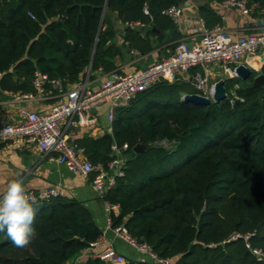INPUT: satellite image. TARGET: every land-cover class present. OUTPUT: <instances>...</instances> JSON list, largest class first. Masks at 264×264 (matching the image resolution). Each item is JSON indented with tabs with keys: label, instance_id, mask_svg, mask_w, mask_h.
Segmentation results:
<instances>
[{
	"label": "trees",
	"instance_id": "16d2710c",
	"mask_svg": "<svg viewBox=\"0 0 264 264\" xmlns=\"http://www.w3.org/2000/svg\"><path fill=\"white\" fill-rule=\"evenodd\" d=\"M221 3L224 0H209ZM264 26V0H242ZM181 0H0V88L37 94L34 80L46 76L67 89L90 67L108 73L121 47L109 44L119 23L129 52L144 55L161 44L170 50L181 37L162 11ZM146 6L149 13L144 14ZM198 14L211 28L221 17L207 4ZM155 38V40H152ZM169 83L158 80L116 111L111 133L83 136L74 144L92 164L105 168L112 146L127 144L124 174L104 195L111 226L123 225L137 242L147 243L173 264H264V85L225 77L222 102L182 101L196 94L194 72ZM136 144L146 145L135 153ZM93 174L89 176L90 180ZM36 235L19 258L5 256L16 246L0 232V264H65L96 242L101 231L79 201L62 195L38 203ZM252 250H259L258 257ZM85 264H112L89 257ZM124 264H151L127 259Z\"/></svg>",
	"mask_w": 264,
	"mask_h": 264
},
{
	"label": "built area",
	"instance_id": "2783aa9c",
	"mask_svg": "<svg viewBox=\"0 0 264 264\" xmlns=\"http://www.w3.org/2000/svg\"><path fill=\"white\" fill-rule=\"evenodd\" d=\"M220 4L233 8L241 14L249 13L242 0H224ZM143 13H149L146 6L143 8ZM162 14L173 20L182 19L189 38L178 40L165 58L144 69L123 71L117 67L108 73H104L101 69L91 72L89 69L83 81L67 89L60 80H51L53 89L57 91L54 96H60L62 100L47 112L20 109L22 116L20 122L0 124V146L7 147L17 142L34 145L50 161L63 164L69 170L83 176L93 174L90 181L91 188L103 198V195L114 186L116 178L124 174L129 156L126 153L127 144L111 147L114 157L105 168L101 164H92L83 148L67 141L66 130L69 127L94 125L93 111L102 104H107L106 120L108 133H111V124L115 119L116 111L128 104L139 92L158 80L171 83L179 76H187L193 68L195 70L190 80L197 90L196 94L211 99L214 85L218 80L236 77L235 68L240 64L256 68L252 63L259 62V58L264 54V30L235 36L221 25L209 28L199 14L184 15L179 6H171L163 10ZM122 26L141 29L145 25L135 21L122 23ZM189 42L192 44L190 49ZM212 65L220 68L223 77L215 81L211 80L209 69ZM91 74L99 76L98 82L94 85L90 82ZM45 80V75L38 76L34 80V86L39 93H44L42 83ZM30 97L31 94H22L16 96V99ZM28 192L37 198L38 203L61 195L56 188ZM105 205L112 210L118 208L107 203ZM108 224L116 237L146 255L151 264H173L169 258H162L154 253L147 243L137 242L123 225L111 226L110 218ZM98 243L99 239L91 243L88 248ZM252 252L258 257L263 256L259 250ZM92 258H99L112 264L127 262V259L117 253L111 245L95 253Z\"/></svg>",
	"mask_w": 264,
	"mask_h": 264
},
{
	"label": "crops",
	"instance_id": "0c3cea01",
	"mask_svg": "<svg viewBox=\"0 0 264 264\" xmlns=\"http://www.w3.org/2000/svg\"><path fill=\"white\" fill-rule=\"evenodd\" d=\"M204 4L211 7L221 17V26L235 36L264 30V26L258 24L250 14H241L233 8L209 0H181L179 7L184 15H196L198 14V7ZM110 18L113 28L121 32L122 30L119 29L118 25L122 24L118 21L113 22L111 16ZM174 21L181 35L179 40L189 38L183 20L179 18ZM148 29L149 27L141 28L142 35L146 34ZM119 32L109 41V44L121 47V56L116 57L114 62L123 71L147 68L165 58L171 51L168 44H161L144 55H140L136 51H133L136 53L129 52ZM151 39L155 40L152 37ZM89 69L90 67L87 68L85 75L79 82L85 79ZM209 72L213 81L224 75L216 65H212ZM98 79L97 74H91L90 82L92 85L96 84ZM19 95L22 94L0 88V124L20 122L22 120L20 109L39 113L47 112L54 104L62 100L60 96L45 92H37L36 95L31 94L32 97L27 99H16V96ZM107 110L108 105L102 104L93 111L95 124L92 126L69 127L66 130L67 139L74 143L76 139L83 136L97 138L108 133ZM13 179L22 180L28 191L56 188L62 196L76 199L90 212L95 225L101 231L99 243L94 247L85 249L65 264H85L89 257L110 245L128 260L150 263L146 255L141 254L114 235L108 224L109 208L106 207L103 198L91 188L89 176H83L69 170L63 164L48 160L45 154L34 145H23L21 142H17L15 145L7 147L0 146V193L6 190L7 184ZM113 212L117 214L118 208H114Z\"/></svg>",
	"mask_w": 264,
	"mask_h": 264
},
{
	"label": "clouds",
	"instance_id": "9594fccd",
	"mask_svg": "<svg viewBox=\"0 0 264 264\" xmlns=\"http://www.w3.org/2000/svg\"><path fill=\"white\" fill-rule=\"evenodd\" d=\"M39 209L37 198L30 194L22 180L13 179L0 193V232H6L12 244L26 248L33 241V227Z\"/></svg>",
	"mask_w": 264,
	"mask_h": 264
},
{
	"label": "water",
	"instance_id": "95a60500",
	"mask_svg": "<svg viewBox=\"0 0 264 264\" xmlns=\"http://www.w3.org/2000/svg\"><path fill=\"white\" fill-rule=\"evenodd\" d=\"M107 14L110 15L113 19V22L117 21V16L116 14H113L111 10H107ZM120 30H123L122 25H118ZM191 43H188V48H191ZM264 67V54L259 58L258 66L257 68H249L245 65H238L235 68V75L237 78L240 80H247L250 77L253 76L254 71H260ZM252 85L257 87V86H262L264 85V75L263 74H258L253 77V82ZM226 98V92L224 88V80H218L215 85H214V93L212 95V98H206L203 96H200L198 94H185L182 96V101L184 102H190L193 104H209L211 102H222ZM69 143H71L70 139H67ZM146 149V145H141V144H136L135 147L133 148L135 153H141Z\"/></svg>",
	"mask_w": 264,
	"mask_h": 264
},
{
	"label": "rangeland",
	"instance_id": "374dc122",
	"mask_svg": "<svg viewBox=\"0 0 264 264\" xmlns=\"http://www.w3.org/2000/svg\"><path fill=\"white\" fill-rule=\"evenodd\" d=\"M28 249H29V246L26 248L16 247L12 251L5 253L4 255L15 259V258H19V256H22V252Z\"/></svg>",
	"mask_w": 264,
	"mask_h": 264
},
{
	"label": "bare ground",
	"instance_id": "6f19581e",
	"mask_svg": "<svg viewBox=\"0 0 264 264\" xmlns=\"http://www.w3.org/2000/svg\"><path fill=\"white\" fill-rule=\"evenodd\" d=\"M253 66L257 67L258 66V63L256 61H254L253 63Z\"/></svg>",
	"mask_w": 264,
	"mask_h": 264
}]
</instances>
